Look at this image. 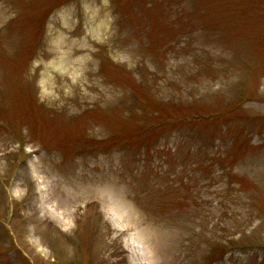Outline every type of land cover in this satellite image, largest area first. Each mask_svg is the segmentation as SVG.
I'll return each mask as SVG.
<instances>
[{"label":"rangeland","instance_id":"rangeland-1","mask_svg":"<svg viewBox=\"0 0 264 264\" xmlns=\"http://www.w3.org/2000/svg\"><path fill=\"white\" fill-rule=\"evenodd\" d=\"M0 264H264V0H0Z\"/></svg>","mask_w":264,"mask_h":264},{"label":"bare ground","instance_id":"bare-ground-1","mask_svg":"<svg viewBox=\"0 0 264 264\" xmlns=\"http://www.w3.org/2000/svg\"><path fill=\"white\" fill-rule=\"evenodd\" d=\"M93 19L94 18H92V17L89 19L90 22H89L88 30L90 31V33H92L94 35V34H99L100 29L102 30V32H104V30L105 31L107 30L106 24L100 23V24H97L95 26ZM67 41H68V39L65 38L64 36H62V34L59 35L53 42L56 50L59 49L60 47H62L63 44H64V46H66ZM51 68H53V69L54 68L55 69H59V68L68 69V68H66V64H64L63 62H59V61L57 62L56 60L55 61L53 60V61L46 63V70H49ZM61 71H62V69H60V72Z\"/></svg>","mask_w":264,"mask_h":264}]
</instances>
